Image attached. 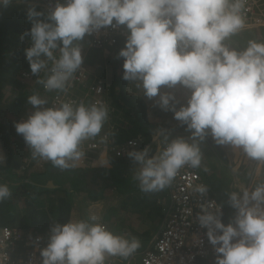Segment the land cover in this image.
<instances>
[{"label":"clouds","instance_id":"clouds-1","mask_svg":"<svg viewBox=\"0 0 264 264\" xmlns=\"http://www.w3.org/2000/svg\"><path fill=\"white\" fill-rule=\"evenodd\" d=\"M13 2L0 0V10ZM44 2L16 0L29 6L26 15L31 23L30 30L20 37L24 41L20 56L25 55L30 72H19L18 82L40 80L27 91L30 94L27 107L31 106L33 111L27 108L25 118L14 125L16 136L23 137L25 147L14 178L24 177L34 164L26 158L27 153L33 159L46 161L36 174L43 173L49 162L48 165L52 163L61 170H90L105 154L108 160H132L139 166L136 179L141 191H162L184 166L199 170L203 157L201 144L208 135L217 145L241 150L239 166L247 168L248 158L264 164V30L240 31L245 26L243 11L247 0H54L47 11ZM109 27H123L124 34L113 45L98 50L91 48L89 42L88 50L104 51L101 55L106 63L120 44L118 58L123 59V65L118 63L113 79L116 76L125 80V84L138 82L146 98L158 97L156 104L164 111H171L173 119L186 125L191 133L189 137L170 138L168 133L162 143L166 146L154 155L150 148L143 149L146 143L141 136L119 141V130L127 124L118 118L116 109L120 116L125 109L111 103L112 83L93 75L90 66H85L90 77L88 84L102 81L107 107L98 103L77 104L60 96L84 65L85 49L81 42L86 36ZM241 32L254 33L253 38L259 43L249 41L243 49L231 47L226 41ZM123 40L126 41L122 48ZM23 74H29L30 79ZM177 86L189 93L184 104L172 92L162 91V88ZM120 87L119 84L115 90L119 91ZM73 93L67 97L84 96V93ZM57 95L60 103L52 106ZM106 131L116 146L135 141L140 143L139 150L131 142L133 150L120 158L98 152L82 159V143ZM0 152V163H4L1 148ZM107 163L102 161L104 165ZM83 172L82 190L98 191L86 184L87 175L92 182L98 179L100 189L112 182L113 175L107 171L98 172L97 176L96 171ZM19 183L13 181V185L19 186ZM197 191L204 195L208 189L200 186ZM77 193L79 196L80 192ZM10 196L9 186L0 183V202ZM98 201L99 196L95 202L90 199V204ZM215 201L202 205L197 214L198 223L207 230V240L216 253L215 264H264V182L254 189L242 188L229 194L228 204L236 214L227 225L221 219L225 206L216 201L221 206L218 207ZM10 228L27 236L37 232L43 237L46 246L39 250L41 264H111L108 257L127 259L140 247L139 240L115 234L96 214L87 219L54 223L50 232ZM160 233L143 251L134 253L140 257L139 264L143 253Z\"/></svg>","mask_w":264,"mask_h":264},{"label":"trees","instance_id":"trees-1","mask_svg":"<svg viewBox=\"0 0 264 264\" xmlns=\"http://www.w3.org/2000/svg\"><path fill=\"white\" fill-rule=\"evenodd\" d=\"M28 7L18 4L14 0L10 6L0 10V88L5 83L13 88L12 92L16 95L12 101H7L0 89V148L5 157L4 163H0V183L7 184L11 190L10 198L0 202V230L5 227H18L25 232L32 229L50 232V228L54 223H66L70 220L74 204L73 193L69 191L70 189H66L64 185H61V179L66 178L64 173L73 172L77 176L78 184L82 186L85 172L74 169L61 170L54 167L51 163V165L45 167L42 171L43 173L17 177L20 181L19 186L13 185V182H11L10 178L16 177L14 171L18 168L21 155L25 152L24 139L16 136L14 127L15 123L21 120V115L28 112L27 105L29 104L23 99V91L29 92L31 86L38 85V80H40L39 78L36 82H32L28 79H23L22 83L17 81L21 80L19 72L23 70L30 72L29 65L25 63V55L20 56L24 43L20 37L31 28V23L26 15ZM36 9L37 11H42L39 8ZM125 41H122V48L125 45ZM119 45L115 47L112 56L106 60V64L113 69V73L117 70L118 63L121 66L123 65V59L118 58ZM233 48H236L234 44ZM92 63H87L86 61L84 66L89 67ZM36 79L37 76L35 77ZM119 84L121 85L119 91L114 93L116 86H119ZM124 86L125 80L114 76L110 87L109 99L118 109H125L127 115L133 113L134 118L128 119V124L119 130L120 133L117 137L119 141H125L128 138L141 136L146 141H150L151 128L146 121L143 107L138 99L135 100L126 95ZM170 130L175 132L186 131V125H181L179 122ZM53 173H56L59 179L51 177ZM112 175L115 178L116 185L119 182L120 174L118 176L117 173L113 172ZM49 183L55 188H46L45 186ZM82 191L89 193L91 201L95 202L98 200L97 194L91 190ZM57 192H63L64 197L57 199H54V197L48 198L47 206L42 202L43 198L53 196ZM37 198L40 199L38 200ZM138 205L141 204L136 206ZM229 209L226 206L225 208L223 207L221 219L225 225L229 223L232 217V212ZM144 247V244H140V247L135 252L141 251Z\"/></svg>","mask_w":264,"mask_h":264},{"label":"built area","instance_id":"built-area-1","mask_svg":"<svg viewBox=\"0 0 264 264\" xmlns=\"http://www.w3.org/2000/svg\"><path fill=\"white\" fill-rule=\"evenodd\" d=\"M53 5L54 0H45L43 7L47 11ZM243 15L245 26L240 31L264 30V0H247ZM123 29V27L104 28L86 37L90 39V47L98 50L113 45L117 37L124 34ZM23 76L30 79L29 74H23ZM89 79V73L82 65V68L69 82L67 91L60 92V96L65 101H74L77 104L81 102L86 105L98 103L107 107L102 81H92L89 85ZM73 92L84 93V96L82 98L73 97V95V98L67 97ZM58 97V95L54 97L55 102L52 106L60 103ZM131 142L135 143V150H139L140 143L128 141L124 146H116L114 138L107 131L101 132L98 136L82 143L81 150L84 153L82 159L88 154L98 152H105L120 158L133 150ZM165 146L166 144H163L158 147L153 155L163 150ZM200 186L206 187V184L198 168L186 165L178 171L172 183L167 186L170 194L169 205H162L161 209L164 214V228L153 245L143 253L140 264H215L216 253L207 240V230L201 228L197 220L200 207L215 200L209 196L208 192L201 195L197 191ZM215 203L221 207L216 201ZM45 246V240L37 232H33L32 236H27L17 229L2 228L0 261H3V264H41L39 250Z\"/></svg>","mask_w":264,"mask_h":264},{"label":"rangeland","instance_id":"rangeland-1","mask_svg":"<svg viewBox=\"0 0 264 264\" xmlns=\"http://www.w3.org/2000/svg\"><path fill=\"white\" fill-rule=\"evenodd\" d=\"M253 36H254L253 33H250V32L238 33L234 35L233 38L230 37L229 40L226 42L231 47H233V44H234V47H236L237 49H243L245 48V46L242 45L244 41L245 42H249L252 40L256 41L253 38ZM89 42L90 40L88 37H85V40L81 42L82 48L85 49L83 56L86 55V57L84 58V63H86V61L87 63H92L94 61L92 64H90L91 69L89 68V70L92 71L93 75L101 76L103 79H105L106 83L111 84L113 80V71L111 67L104 62L105 59L101 55L104 53V51L98 52V51L88 50ZM117 75H119V72H117ZM19 82L22 83V81H19ZM0 89L5 99H7V101L8 100L12 101V99L16 96L12 92L13 88H11L9 85L5 86V83L3 84V86H1ZM115 91L117 93L118 90H115ZM125 91L127 95H130L136 98L139 97L142 100V106H143L144 113L147 110L145 107L146 103L149 107L150 105H152L153 107L156 105V100H155L156 98H153L152 100H147L148 98L140 95V92H143V90L141 87L138 86V82L126 81ZM162 91L172 92L176 97L178 96V101L180 102V104L186 103V97L189 95V93L185 89H183L182 87L179 88V86L174 89L163 88ZM23 93H24L23 99L26 102L30 94L26 91H23ZM132 93H136V95L134 96L132 95ZM181 93H182L181 95L182 97L179 96ZM177 107H179V105H177ZM27 108L30 110V112L33 111L31 106ZM158 110L162 113V116H163L160 122L162 123V121H164V123L168 125L169 127L168 131H170L172 134L176 133L177 137L187 138L191 135V133L187 130L182 131V132H179V131L175 132V131L170 130V128H174L179 123V121H176L175 119H173V113L171 111H164L160 107L158 108ZM116 111L118 114V118L120 119L121 117L122 119L121 122H125L124 124H128V119L134 118V115H132L133 113L132 114L130 113V115H127L126 111H123V114L120 116L119 111L117 109ZM25 116H26V113L22 114L21 118H25ZM211 138H212L211 135H208L206 139L204 140V142L201 144V150L203 153V157L201 161L202 166L200 165L199 171L203 177V182L206 183L208 194L212 196L219 204L225 205L227 206V208H230L229 210H231L232 215L234 217L236 212L228 204L229 194L234 191H240L242 188H248L249 190L254 189L258 184L264 182V164H261L260 162L257 163L256 161L248 158V164L246 165L247 168L239 166V160L242 155L241 150L239 151L240 152L239 158H236L232 155L227 154V160L225 158V161H226V164H225L224 156H225V153H227V151L229 150L228 146L217 145L214 140H211ZM25 156L28 159V161L34 160L30 153H27ZM205 157L207 158V160H205ZM45 163L46 161L44 160L35 159L34 164L30 165L28 173L23 176L25 177L28 174H36L40 172L42 170V167L45 166ZM48 164H50V162ZM114 164H117V163H114ZM122 167L123 166L119 164L114 165L113 172L116 173V171L120 170ZM259 167H261L260 170H258ZM126 169L130 170V167L127 166ZM253 170L255 171L254 172L255 175L251 174ZM257 170L258 172H260L258 177L256 174ZM233 171H235V173ZM122 172L124 173L126 172V170H123ZM71 173L68 174L67 172H65L64 174L66 178L61 179V185H64L66 189H70L69 191L73 192V195H74V207H72L73 212H72L71 217H74V219H87L92 214H96L99 217L103 216V219L104 218L106 219L105 225L108 227L109 230L113 231L112 228L114 227V222H115L114 217L116 216V214L120 213V209L118 208L116 209L118 212L115 210H112L111 209L112 204H114L117 199H121V200L124 199L121 195H117V199H115L116 198L115 193L112 192L114 191L113 188L115 187L114 176L112 177V182L110 185H108L107 187H104L103 189H99L96 192L97 196H99V201L97 203L90 204L89 193L81 190L82 186L78 184L77 176L73 172ZM232 173H234L235 175H233ZM51 177H54V179L58 178V176H56V173L51 174ZM234 177L236 178L235 180L238 181V184H236L235 187H233L231 184L232 181H235L233 180ZM10 179H11V182L13 181L20 182L18 179L14 177H11ZM35 180H38V179H35ZM107 182L109 181L107 180ZM133 182L137 183V179H132L131 177H128V176H120L119 178V183L121 187L123 188L128 189L132 187ZM117 186L118 185H116V187ZM77 192H84V193H81V195L86 194L89 197L87 196L84 197V201L80 202L79 200L80 196H77L78 195ZM52 197H54V199L62 198L64 197V193L57 192L53 196L43 198L42 202L47 206L49 202L48 198H52ZM37 199L39 200L40 198H37ZM86 199L88 200L86 201ZM135 200L133 199L132 201H130L128 206L135 205L136 204ZM88 205H91L92 208L87 209Z\"/></svg>","mask_w":264,"mask_h":264},{"label":"crops","instance_id":"crops-1","mask_svg":"<svg viewBox=\"0 0 264 264\" xmlns=\"http://www.w3.org/2000/svg\"><path fill=\"white\" fill-rule=\"evenodd\" d=\"M241 33H244V32H241ZM256 41L259 42V40H256ZM247 44L248 42L244 41L242 45L246 47ZM179 88L181 87L179 86ZM132 95L135 96L136 93H132ZM140 95L144 97L143 92H140ZM181 95L182 93L179 96ZM176 98L178 100V96ZM138 99H139V102L142 104V100L139 97ZM155 100L157 101L158 97ZM186 100H187V97H186ZM181 104H184V103H181ZM145 107L147 110L144 114L146 117V121L150 125V128H151V133L149 135L150 141H146L144 137H140V138H142L143 141H145L146 143L143 149L148 147L150 148L151 153H153L156 151L158 147L162 145V143H165V140H164L165 135H168L169 133L170 138H174V137L176 138L177 136H176V133L172 134L170 131H168L169 127L168 125L164 123V121H162V123L160 122L163 116H162V113L158 110L159 106L157 104L154 107L152 105H150L149 107L146 103ZM162 130H165L166 132H162ZM211 140L213 139L211 138ZM228 149L229 150L227 151V153H225V156H224L225 164H226L225 158L227 160V154L232 155L237 158L240 153L239 149H233L230 146H228ZM103 160L108 161L107 165L102 164ZM205 160H207L206 157H205ZM114 163H117V164H114ZM118 164L123 166L120 170H118V176L120 174V176H128V177H131L132 179H136V175L139 171V166L135 162H133L132 160H125V161H114L110 159L108 160L105 154H103L99 158V161L97 163L91 165L90 170L82 169L81 171L82 172L83 171H88V172L96 171V176L98 175V172L101 173L102 171H107V173L112 175L113 170H114V165H118ZM127 166L130 167V170L126 169ZM260 169L261 167H259L258 170ZM123 170H126V172L123 173L122 172ZM258 170L256 171L257 177L260 174ZM233 172L235 173V171ZM234 173L232 174L235 175ZM93 178L95 177L93 176ZM235 179L236 178L234 177L233 180ZM97 180L98 179L94 181L96 182ZM231 184L233 187H235V185L238 184V181L237 180L232 181ZM116 185L118 186L116 187ZM116 185L113 188L114 191H112L115 193V196H116L115 199H117V195H121L124 199L123 200L117 199L115 203L112 204V207H111L112 210L117 211L116 210L117 208L120 209V213L116 214V216L114 217L115 222H114V227L112 228L113 232L117 235H124L128 238H136L137 240H139L140 244L145 245V247L142 248L141 250L143 251L148 245H150L152 240L161 232V230L164 227V219H163L164 216H163L161 209L163 207L162 204H168L170 202V197L168 195V187H166L162 191L146 193V192L141 191L138 180H137V183L133 182L132 187L128 189L121 187L119 182ZM81 193L82 192L79 193V196H80L79 200L80 202H83L84 196L81 195ZM133 199L134 200L136 199L135 200L136 204L128 206L129 202L132 201ZM137 204H141V205L136 206ZM73 207H74V204H73ZM88 208H92V206L88 205L87 209ZM72 212L73 210H71L70 220L74 219V217H71ZM100 218L102 220L101 222L105 224L106 219L105 218L103 219V216H101ZM139 258L140 257L138 254H132L127 259L122 258V257H108L111 264H139Z\"/></svg>","mask_w":264,"mask_h":264},{"label":"water","instance_id":"water-1","mask_svg":"<svg viewBox=\"0 0 264 264\" xmlns=\"http://www.w3.org/2000/svg\"><path fill=\"white\" fill-rule=\"evenodd\" d=\"M85 182H86L87 185H89V187H90L91 189H93V191H97V190L100 189V188H99L100 184H99L98 182H92V181L90 180V177H89L88 175H87L86 178H85ZM48 187H49V188H54L52 185H50V183L48 184Z\"/></svg>","mask_w":264,"mask_h":264}]
</instances>
